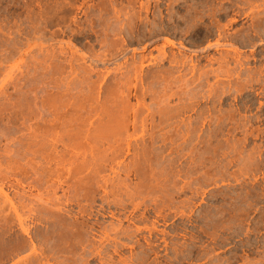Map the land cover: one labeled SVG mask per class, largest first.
<instances>
[{
    "label": "rangeland",
    "instance_id": "rangeland-1",
    "mask_svg": "<svg viewBox=\"0 0 264 264\" xmlns=\"http://www.w3.org/2000/svg\"><path fill=\"white\" fill-rule=\"evenodd\" d=\"M0 264H264V0H0Z\"/></svg>",
    "mask_w": 264,
    "mask_h": 264
},
{
    "label": "bare ground",
    "instance_id": "bare-ground-1",
    "mask_svg": "<svg viewBox=\"0 0 264 264\" xmlns=\"http://www.w3.org/2000/svg\"><path fill=\"white\" fill-rule=\"evenodd\" d=\"M123 40H124V39H123ZM123 40H122V41H123ZM124 41H125V40H124ZM168 43H170V44H172V45H176L175 42L172 41V40H169ZM181 45H183V44H181ZM182 47H183V46H182ZM184 47H185V46H184ZM142 61H143V59L141 60V62H142ZM136 62H137V61H136ZM136 62H135V63H136ZM141 62H140V63H141ZM135 63H134V64H135ZM140 63H139V64H140ZM131 64H132V63H131ZM137 64H138V63L135 64V70H136V66H137ZM140 65H142V64H140ZM143 65H144V64H143ZM130 66L132 67V65H130ZM138 68L141 69V67H139V66H138ZM138 68H137V69H138ZM142 69H143V67H142ZM92 70H93V69H92ZM92 70H91V71H92ZM88 71H89V69H88ZM137 71L139 72L140 70H137ZM134 72H135V71H134ZM138 72H137V73L135 72L136 75L138 74ZM87 73H89V72H87ZM90 73H91V72H90ZM141 74H142V72H141ZM141 74H140V72H139V75H140V76H141ZM105 75H107V74H105ZM139 75H138V76H139ZM142 77H143V76H142ZM138 78H139V77H138ZM141 79H142V78H141ZM112 92H114V91H112ZM112 92H111V94H112ZM99 94H100V93H99ZM107 96L109 97L110 95H107ZM107 101H108V99H107ZM110 101H111V99H110ZM103 106L105 107L104 104L102 105V108H103ZM105 108H106V107H105ZM105 108H104V109H105ZM65 115H66V114H65ZM62 116H63V115H62ZM65 117H66V116H65ZM62 118H63V117H62ZM64 119H65V118H64ZM64 119H63V120H64ZM63 120H62V121H63ZM65 120H66V119H65ZM64 122H66V121H64ZM64 122H62V124H63ZM66 125H67V124H65L64 126L66 127ZM77 133L80 134V131L77 132ZM79 134H78V135H79ZM70 135H71V134H69V137H68V134H67V137L70 138ZM36 136H38V135H36ZM44 136H45V135H44ZM71 136H72V135H71ZM76 136H77V134H76V135L74 134V137H76ZM42 137H43V136H42ZM42 137H41V138H42ZM74 137H73V138H74ZM39 138H40V137H38V139H39ZM71 138H72V137H71ZM73 138H72V139H73ZM36 139H37V138H36ZM38 139H37V140H38ZM42 139H43V138H42ZM72 139H71V140H72ZM75 139H76V138H74V141H75ZM37 140H36V141H37ZM68 140H70V139H67V138H66V142H64V143L69 144L71 141L68 143ZM39 141H40V139H39ZM39 141L36 142V143L39 144V143L41 142V141H40V142H39ZM63 141H65V140L63 139ZM72 141H73V140H72ZM41 143H43V140H42ZM41 143H40V145H37V146L40 147V148L42 147V146H41ZM71 143H72V142H71ZM35 145H36V144H35ZM65 145H66V144H65ZM67 146H68V145H67ZM71 146H72V144H71ZM71 146H69V147H71ZM40 148H39V149H40ZM65 148H67V147L65 146ZM67 149H69V148H67ZM35 152L38 153L39 150H38V152H37V151H35ZM63 155H64V154H63ZM61 156H62V154H61ZM61 156H60V157H61ZM72 156H73V155H72ZM75 156H76V155H75ZM75 156H73L72 158H71V157H69V158H71V160H72ZM56 157H57V156H56ZM60 157L58 156L57 158H60ZM63 157H64V156H63ZM77 157H78V156H76L75 159H76ZM51 158H52V157H51ZM57 158H56V159H57ZM61 158H62V157H61ZM67 159H68V158L66 157V160H65V158H64L63 160H64V161H67ZM60 160H61V159H60ZM68 160H69V159H68ZM51 188H52V187H51ZM53 189H54V188H53ZM40 193H41V192H40ZM54 193H55V195H56V191H55ZM40 195H41V194H40ZM48 195L52 196L51 194H48ZM7 196H8V195H7ZM36 196L38 197V196H39V193H38V195H36ZM50 196H48V198H50ZM39 197H40V196H39ZM7 198H9V197H7ZM40 198H42V196H41ZM40 198H39V199H40ZM52 198H54V200H55V198H57V197H56V196H55V197L53 196ZM42 199H43V198H42ZM58 199H60V198H58ZM52 200H53V199H50V201H52ZM31 202H32V201H31ZM57 202H58V200H57ZM13 206H14V204H13ZM16 208H17V207H16ZM13 209H14V211H15V208H13ZM46 209H47V208H46ZM31 210H32V209H31ZM16 211L18 212V209H17ZM16 211H15V212H16ZM17 212H16V213H17ZM19 214H20V213H19ZM46 214L48 215V212H47ZM50 215H52V214H50ZM50 215H48V216L50 217ZM19 216H20V215L17 214V217H19ZM21 218H22V216L19 217V219H21ZM20 223H23V222L20 220ZM23 225H24V224L21 225L22 228H23V230H24L25 232L28 233V228H25Z\"/></svg>",
    "mask_w": 264,
    "mask_h": 264
}]
</instances>
